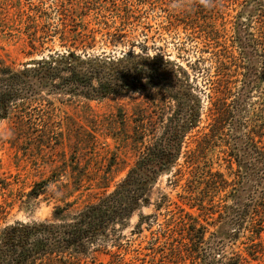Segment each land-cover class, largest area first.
<instances>
[{
  "label": "rangeland",
  "instance_id": "rangeland-1",
  "mask_svg": "<svg viewBox=\"0 0 264 264\" xmlns=\"http://www.w3.org/2000/svg\"><path fill=\"white\" fill-rule=\"evenodd\" d=\"M263 49L264 0H0V63L22 67L70 51L106 65L158 57L182 79L179 94L161 89L154 101L152 90L135 87L45 91L56 116L21 139L2 120L0 237L18 221L69 222L112 192L140 158L130 135L146 107L157 136L173 117L186 130L176 162L155 173L130 215L64 264H264V218L247 214L264 186L252 145L264 146ZM214 102L231 108L229 122L188 166V151L211 130ZM43 179L47 190L31 195Z\"/></svg>",
  "mask_w": 264,
  "mask_h": 264
},
{
  "label": "trees",
  "instance_id": "trees-1",
  "mask_svg": "<svg viewBox=\"0 0 264 264\" xmlns=\"http://www.w3.org/2000/svg\"><path fill=\"white\" fill-rule=\"evenodd\" d=\"M33 47H37L35 43ZM260 54L264 68V49ZM127 60L123 57L106 65L101 60L89 56L81 57L70 51L58 56L51 54L49 58L22 67L0 63V122L8 119L18 139L38 131L40 126L48 127V123L56 116V107L54 102L44 96L45 91L92 96L117 93L122 89L130 91L135 87L152 90L154 101L157 93L154 91L169 89L175 92V88H182V79L172 62L161 61L158 57L151 60L150 57L143 56L133 57L129 63H126ZM144 78H147L146 81ZM179 92L178 89L176 93ZM214 105L216 111L212 115L214 122L211 123V130L202 136L196 148L188 151L190 159L199 157L215 132L229 122L231 108L216 102ZM137 112L134 113V118L139 124L134 127L130 136L133 142L139 145L140 158L125 179L98 201L89 202L75 210L74 217L69 222L18 221L5 228L0 237V264L69 263V258L77 257L79 252L85 251L87 244L95 242L110 224L134 211L145 197L155 173L167 164L176 162L186 132L175 123L173 117L162 135L157 136L156 127L146 122L150 121L146 107ZM190 114L194 115V112L191 111ZM150 135L151 142L147 138ZM249 139L254 140L251 136ZM141 145L144 146L142 151ZM252 145L256 159L262 165L261 171L264 172V146L261 148L255 142ZM194 159L188 166L195 163ZM46 181L47 179H43L37 182L30 194L39 195L46 188ZM262 190V199L257 201L252 209L247 210L253 222L257 218L263 221L264 218L260 214L263 212L262 208L257 207L264 204V186ZM72 206L73 202H67L64 206L58 205L56 214ZM194 243L195 248L200 246L199 242ZM222 264H242V261L231 257Z\"/></svg>",
  "mask_w": 264,
  "mask_h": 264
}]
</instances>
